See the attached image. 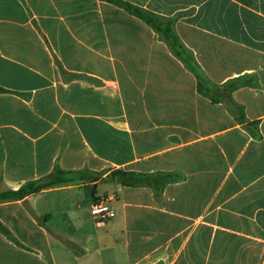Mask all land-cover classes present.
I'll use <instances>...</instances> for the list:
<instances>
[{
    "label": "crops",
    "instance_id": "obj_1",
    "mask_svg": "<svg viewBox=\"0 0 264 264\" xmlns=\"http://www.w3.org/2000/svg\"><path fill=\"white\" fill-rule=\"evenodd\" d=\"M123 1L174 20L214 83L248 82L233 92L246 120L201 96L153 29L107 0H0V192L79 173L0 201V264H264V0ZM118 169L176 180L159 202L104 181ZM85 187L89 208L109 198L116 217L77 239L70 203L50 212L40 198Z\"/></svg>",
    "mask_w": 264,
    "mask_h": 264
},
{
    "label": "trees",
    "instance_id": "obj_2",
    "mask_svg": "<svg viewBox=\"0 0 264 264\" xmlns=\"http://www.w3.org/2000/svg\"><path fill=\"white\" fill-rule=\"evenodd\" d=\"M110 3L124 9L129 14L142 20L145 24L153 29L158 35L159 40L165 43L173 56L178 59L184 67L191 72L197 80L198 93L208 98L213 104H222L228 112L239 122H245V114L243 106L239 105L233 99V92L243 86H247L242 78L232 79L224 84L214 83L205 71L198 64L193 53L184 45L175 32L174 20H163L147 13L137 7H134L123 0H107ZM64 74H68L64 71ZM79 173L73 171H63L59 168L55 169L49 176L32 181L24 185L17 191L6 190L0 192V201H17L26 197L39 194L45 190L75 182ZM174 175L169 173L145 174L132 171H124L121 169L113 170L104 180L105 182L116 183L125 187H147L153 190L155 198L161 202L162 194L170 182L176 180ZM95 190L93 191V196ZM0 232L11 238L10 231L0 222Z\"/></svg>",
    "mask_w": 264,
    "mask_h": 264
},
{
    "label": "rangeland",
    "instance_id": "obj_3",
    "mask_svg": "<svg viewBox=\"0 0 264 264\" xmlns=\"http://www.w3.org/2000/svg\"><path fill=\"white\" fill-rule=\"evenodd\" d=\"M60 89L59 83H57V101L60 105H63V89ZM94 120H84L89 124ZM93 187H85L81 189L67 190L65 192H53L44 195L40 198L41 204H48L50 212H54L50 207H53L58 202L62 201L64 198L71 205V216L70 225H68L66 232L71 236L79 239L80 236L85 234H94L98 231L96 228V221L89 211L88 207L92 201ZM114 188L109 184H100L97 189L98 194H104L105 192L111 193ZM51 205V206H50ZM61 228V227H59ZM105 228L99 229V231H104ZM64 232V231H63Z\"/></svg>",
    "mask_w": 264,
    "mask_h": 264
},
{
    "label": "built area",
    "instance_id": "obj_4",
    "mask_svg": "<svg viewBox=\"0 0 264 264\" xmlns=\"http://www.w3.org/2000/svg\"><path fill=\"white\" fill-rule=\"evenodd\" d=\"M90 211L98 223H107L116 217L115 210L111 207V199L99 198L91 206Z\"/></svg>",
    "mask_w": 264,
    "mask_h": 264
}]
</instances>
